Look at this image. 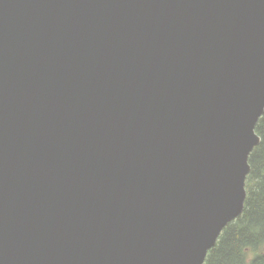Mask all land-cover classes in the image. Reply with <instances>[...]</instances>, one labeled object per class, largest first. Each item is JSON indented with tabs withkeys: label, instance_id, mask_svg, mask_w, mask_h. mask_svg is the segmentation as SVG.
Instances as JSON below:
<instances>
[{
	"label": "water",
	"instance_id": "obj_1",
	"mask_svg": "<svg viewBox=\"0 0 264 264\" xmlns=\"http://www.w3.org/2000/svg\"><path fill=\"white\" fill-rule=\"evenodd\" d=\"M263 113L264 0H0V264H204Z\"/></svg>",
	"mask_w": 264,
	"mask_h": 264
},
{
	"label": "trees",
	"instance_id": "obj_2",
	"mask_svg": "<svg viewBox=\"0 0 264 264\" xmlns=\"http://www.w3.org/2000/svg\"><path fill=\"white\" fill-rule=\"evenodd\" d=\"M255 131L261 142L249 156L243 213L223 229L204 264H264V113Z\"/></svg>",
	"mask_w": 264,
	"mask_h": 264
}]
</instances>
